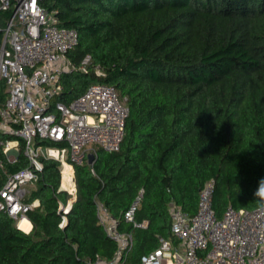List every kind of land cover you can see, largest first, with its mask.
I'll return each instance as SVG.
<instances>
[{
  "label": "trees",
  "instance_id": "16d2710c",
  "mask_svg": "<svg viewBox=\"0 0 264 264\" xmlns=\"http://www.w3.org/2000/svg\"><path fill=\"white\" fill-rule=\"evenodd\" d=\"M59 24L78 30L67 52L74 64L91 56L88 72L61 77L54 101L70 102L95 82L127 97L125 136L116 151L97 149L93 163L75 165L77 198L60 202V163L44 169L27 200L29 233L0 212V264H93L110 259L117 242L100 224L97 203L133 235L125 264H138L171 233L172 201L195 214L199 193L214 179L213 208H254L264 180V0H43ZM13 8L0 12L3 28ZM95 66L101 73L96 72ZM7 96L0 78V106ZM23 154L5 172L27 165ZM141 196L134 222L124 213Z\"/></svg>",
  "mask_w": 264,
  "mask_h": 264
},
{
  "label": "built area",
  "instance_id": "2783aa9c",
  "mask_svg": "<svg viewBox=\"0 0 264 264\" xmlns=\"http://www.w3.org/2000/svg\"><path fill=\"white\" fill-rule=\"evenodd\" d=\"M13 8L3 30L0 48V78L6 82L7 96L0 106V169L6 162L17 163L23 154L27 165L5 172L0 186V212L16 221L29 233L32 222L28 212L39 200L28 201L44 169L43 159L60 163V191L68 193V202H60L66 213L77 198L75 165H82L97 149L116 151L125 136L129 115L127 97L115 86L95 82L68 103L54 101L62 91L65 72H88L91 56L74 64L67 52L79 41L78 30L61 26L57 10L48 9L43 0H0V12ZM98 74V66L94 67ZM94 162V161H93ZM92 162V163H93ZM214 179L199 193L195 214L172 201L169 206L171 233L178 240L160 238L158 248L143 255L138 264H264V203L254 208L228 206L222 216L213 208ZM141 196L124 213V219L136 226L134 213ZM97 215L105 231L117 242L110 259L99 255L93 264H125L133 247L130 232L119 228V221L101 202ZM27 221L30 227L23 226Z\"/></svg>",
  "mask_w": 264,
  "mask_h": 264
},
{
  "label": "clouds",
  "instance_id": "9594fccd",
  "mask_svg": "<svg viewBox=\"0 0 264 264\" xmlns=\"http://www.w3.org/2000/svg\"><path fill=\"white\" fill-rule=\"evenodd\" d=\"M254 195L264 198V180H261V182H259V186Z\"/></svg>",
  "mask_w": 264,
  "mask_h": 264
},
{
  "label": "water",
  "instance_id": "95a60500",
  "mask_svg": "<svg viewBox=\"0 0 264 264\" xmlns=\"http://www.w3.org/2000/svg\"><path fill=\"white\" fill-rule=\"evenodd\" d=\"M94 161V156H93V154H89L88 155V162L89 163H92Z\"/></svg>",
  "mask_w": 264,
  "mask_h": 264
},
{
  "label": "bare ground",
  "instance_id": "6f19581e",
  "mask_svg": "<svg viewBox=\"0 0 264 264\" xmlns=\"http://www.w3.org/2000/svg\"><path fill=\"white\" fill-rule=\"evenodd\" d=\"M23 226L28 229L30 224L27 221H23Z\"/></svg>",
  "mask_w": 264,
  "mask_h": 264
}]
</instances>
